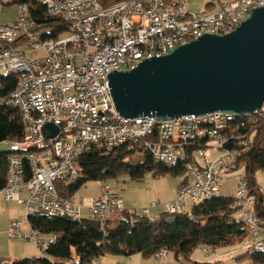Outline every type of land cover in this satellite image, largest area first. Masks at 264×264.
Returning <instances> with one entry per match:
<instances>
[{
	"label": "built area",
	"instance_id": "built-area-1",
	"mask_svg": "<svg viewBox=\"0 0 264 264\" xmlns=\"http://www.w3.org/2000/svg\"><path fill=\"white\" fill-rule=\"evenodd\" d=\"M48 10H55L49 23H38L31 0H0L17 3V17L0 24V69L18 74V84L8 95L0 97V108L11 101H23L26 112L20 113L24 137L7 140L8 171L6 183L0 187L5 200L18 198L24 213L11 221L10 240L35 244L39 257H46L58 234L43 235L34 228L29 216L48 212L74 219L88 218L104 228L111 215L125 209L122 197L108 180L98 182V192L74 199L60 193L61 181L79 178V160L83 154L99 146L119 147L125 143L136 149L148 148L154 156L170 159L185 156V176L179 194L164 204L167 213L191 211L193 200L204 194L222 193L220 173L242 166V157L254 146L253 130L264 125V104L257 108L259 116L238 124L211 128V119L226 112L183 115L142 121L124 117L116 109L106 78L129 63L136 66L150 56H161L169 49L188 43L206 33L227 34L235 30L249 11L264 6V0H220L210 2L211 9L188 10L187 0H36ZM109 2H122V9H109ZM81 7V14H74ZM66 11V18H58ZM67 29L55 38L43 36L52 25ZM27 49L44 50L42 56H31ZM90 118L103 119V126H89ZM59 130L49 136L47 123ZM35 141H55V149L17 154L15 145ZM237 141L247 142L246 150L237 149ZM194 143L198 146L189 153ZM208 148L218 154L211 156ZM189 154L193 159L188 160ZM258 194L264 208V189L252 193L246 172L238 179L232 196V207L245 215L247 236L244 248L258 251L264 245V218L257 212ZM135 210L140 216L156 218L151 208ZM86 211V214H85ZM205 253L210 250L205 249ZM169 255L166 248L153 257ZM52 264H73V259Z\"/></svg>",
	"mask_w": 264,
	"mask_h": 264
},
{
	"label": "trees",
	"instance_id": "trees-1",
	"mask_svg": "<svg viewBox=\"0 0 264 264\" xmlns=\"http://www.w3.org/2000/svg\"><path fill=\"white\" fill-rule=\"evenodd\" d=\"M31 3L38 23H49L53 20L42 4L36 0H31ZM51 27L43 36L55 38L67 29L66 25L62 24ZM17 84V73L1 72L0 97L10 94ZM20 113L12 106L0 108V142L24 137ZM253 138L254 146L241 160L251 192L258 193L260 185L256 173L264 169V125H259L253 130ZM240 143L241 141H237V149L246 150L247 147ZM197 146L198 143H194L189 153ZM8 152L9 150L0 149V187L6 183ZM192 159V154H189L187 161ZM184 163L181 161L176 166L160 163L151 151L143 146L136 149L129 143L114 148L102 145L81 156L79 165L82 175L74 184L60 187L59 191L76 199L78 191L88 183L118 178L125 174L131 180H140L147 173L155 176H184ZM186 183L185 176L182 184ZM258 196L257 212L264 218V208L260 204L261 197L259 194ZM232 205V196L220 195L204 200L191 211L175 214L165 211L156 218L140 216L135 210L124 209L119 212V217L109 219L103 229L99 223L85 217L74 219L48 212H36L29 216L31 225L43 235L57 233L58 239L50 245L46 257L20 258L12 261V264H52V259L57 262L73 259V264H94L97 259L107 254L131 256L139 253L145 258H151L162 248H166L179 264H208L192 258L195 249L200 246L204 247L203 250L208 249L207 247L216 249L237 244L244 248L247 228L238 209ZM243 251L236 257L237 260L247 258L248 264H264L263 250L254 254Z\"/></svg>",
	"mask_w": 264,
	"mask_h": 264
},
{
	"label": "water",
	"instance_id": "water-1",
	"mask_svg": "<svg viewBox=\"0 0 264 264\" xmlns=\"http://www.w3.org/2000/svg\"><path fill=\"white\" fill-rule=\"evenodd\" d=\"M109 81L116 109L128 118L252 112L264 104V6L227 34H203L112 72ZM44 130L54 136L59 128L49 122Z\"/></svg>",
	"mask_w": 264,
	"mask_h": 264
},
{
	"label": "crops",
	"instance_id": "crops-1",
	"mask_svg": "<svg viewBox=\"0 0 264 264\" xmlns=\"http://www.w3.org/2000/svg\"><path fill=\"white\" fill-rule=\"evenodd\" d=\"M4 4L6 3L0 2V5ZM184 177L185 175L155 176L152 173H147L140 180H131L129 178V181L123 180L122 184H118L119 186L117 188H114L112 184L111 186L122 197L125 209L137 210L138 208L158 203V206L151 208V215L153 217H159L163 212H165L164 204L178 196L179 190L183 185L182 181ZM97 192L98 182H91L85 186V189L78 196H76V199L86 195L95 194ZM23 213L24 210L21 201L18 198L5 200L0 196L1 264H12V261L25 257H39V251L35 244L20 240H10L8 237L7 232L11 221L15 218L21 217ZM117 214L118 213L111 215L109 219H116L118 217ZM240 249L243 250V247H241L240 244L216 248L214 253L216 259H218L216 260L218 261L217 263L223 264L224 262L222 261V258L229 255L231 256L235 254V251ZM171 256L172 255L169 254L166 257L156 260L154 257L145 258L139 253L131 256L107 254L97 259L94 264H179V262L176 259H172ZM207 263L213 264L211 262Z\"/></svg>",
	"mask_w": 264,
	"mask_h": 264
},
{
	"label": "rangeland",
	"instance_id": "rangeland-1",
	"mask_svg": "<svg viewBox=\"0 0 264 264\" xmlns=\"http://www.w3.org/2000/svg\"><path fill=\"white\" fill-rule=\"evenodd\" d=\"M224 1V0H222ZM210 2H214L215 5H218L220 3V0H187V4H188V10H190L191 12H199V11H203L204 9H211L213 6L208 5V3ZM17 16V3H10V4H4V5H0V23L1 24H6V23H10L12 21H14L15 17ZM27 53L31 56H42L44 55V50H37V51H32L30 49H27ZM2 72V70L0 69V73ZM10 143L7 141H1L0 142V149L1 150H10ZM208 153L211 156H216L218 154V152H216L214 149L212 148H208ZM244 171V167L243 166H239L237 169L235 170H231V171H223L220 173L221 176V186H222V193L221 195H225V196H233L234 192H235V186L236 183L238 181V179L240 178V176L242 175ZM256 178H257V182L260 185V187H262L264 189V169L263 170H259L256 173ZM123 180H127L129 181V176L125 175H121L118 178H111L109 179L110 184H112V186L114 188H117L119 185L118 184H122ZM85 189V187H83L81 190L78 191V193L76 194V196H78L83 190ZM75 196V197H76ZM118 217L120 216V213L117 214ZM208 249H210V252L207 254L204 252V247L200 246L199 248L195 249L194 252L192 253V258L200 263H206V262H211V263H217L218 259H216L215 256V249L211 248V247H207ZM244 250V248H243ZM242 249L235 251V254L233 255H229L227 257L222 258V261L224 262L223 264H248L249 261L247 258H241V259H236L237 256L241 255L244 251ZM246 251H248V248H245ZM172 259H175L173 256H171ZM221 260V259H220ZM218 264V263H217ZM222 264V263H221Z\"/></svg>",
	"mask_w": 264,
	"mask_h": 264
},
{
	"label": "bare ground",
	"instance_id": "bare-ground-1",
	"mask_svg": "<svg viewBox=\"0 0 264 264\" xmlns=\"http://www.w3.org/2000/svg\"><path fill=\"white\" fill-rule=\"evenodd\" d=\"M109 9H122V2H109ZM49 15L55 17V10H48ZM74 14H81V7H74ZM58 18H66V11H58ZM154 56H150L152 58ZM136 66V63H129V65L119 68L118 71L129 70ZM5 74L11 71H2ZM106 89H111L109 78H106ZM12 106L17 108L21 113L26 112V104L23 101H11ZM253 116H259V109H255L248 113H226L223 116L211 119V128L224 127V124H234L235 122L251 121ZM154 120V115H142V121ZM239 123V122H238ZM236 123V124H238ZM89 126H103V119L90 118ZM242 145L247 147V142L241 141ZM55 149V141H35L34 144L28 145H15V152L17 154H31L32 152H41L42 150H52ZM157 161L170 164V159L165 158V156H154ZM185 161V156H175V163ZM77 178H67V180L61 181L60 187H66L68 185L74 184ZM221 193L204 194L201 197L193 200V208L199 205L206 199H211L214 196H220ZM241 219L245 223V215H240ZM258 250L264 251V245H258ZM249 253H252V248L248 249Z\"/></svg>",
	"mask_w": 264,
	"mask_h": 264
}]
</instances>
